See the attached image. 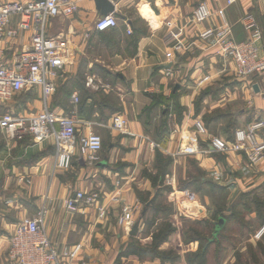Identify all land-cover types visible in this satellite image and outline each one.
Returning a JSON list of instances; mask_svg holds the SVG:
<instances>
[{
	"label": "crops",
	"instance_id": "1",
	"mask_svg": "<svg viewBox=\"0 0 264 264\" xmlns=\"http://www.w3.org/2000/svg\"><path fill=\"white\" fill-rule=\"evenodd\" d=\"M13 1L28 2L32 0H0L1 3ZM66 1L75 4L78 7L77 12L73 15L62 12L61 15L51 18L48 25L49 35L67 39L75 57L74 64L64 69L62 77L58 80L56 102L59 103L57 109L60 112L56 110V113L63 112L62 114H66V111L70 113L73 105H75L72 97L74 94H78L80 103L76 105L78 107L76 114L80 119L79 133L85 134L92 126L100 124V116L105 113L103 117H105L107 131L103 129L101 137L109 142L111 148L103 154L99 153L101 155H99L97 165L91 164L84 157H79L74 161L71 170L63 172L55 171L53 168V164L55 166V151H48L50 146H54L52 140L43 143L30 141L14 147V157L17 160L30 163L18 164L15 161L17 165L13 167L26 168L24 170L16 168L13 183L12 179H7L5 188L9 186L14 190L15 188L25 190L28 198L26 196L22 202H8V206L10 210L13 208L18 210L16 215L18 219L19 217H33L34 213L39 212L41 208H46L48 211L46 218L48 235L60 253L65 247L78 243L83 245L84 251L80 260L84 263L78 261L74 264H113L111 243L114 236H117V240L121 235L114 229L115 235L113 236L111 217L100 220L96 210L86 205H80L78 211L73 214L68 213L66 207V201L75 193H87L95 185H101L99 179L96 183L90 180L92 177L96 178L99 171L106 172L105 177L100 180L109 186L113 185L114 187L117 183H123V186H120L122 189L120 191L123 194L122 202L124 204L128 202L141 204L140 209L144 203L140 201L138 192L144 195L145 192L142 191L152 190L150 189L151 185L154 188L151 180L144 176L146 171H142V169L148 168L152 174L156 172L153 171V167H148L147 164L154 161L158 150L172 157V167L165 184L173 188L178 185L180 178L177 179L178 166L180 164L176 156H182L184 152L179 153L177 150L175 152L174 144L175 140L182 141L183 136L189 140L191 136H194L188 145L190 150L187 149L184 155L187 154L193 161L196 160L200 164H198L199 167L207 173L206 176L212 168H215L216 171H223L222 167L218 165L213 167L215 164L210 157L202 154L199 142L205 148L208 145L206 143L208 139L205 140L202 137L199 140L200 137L195 133L194 126L199 122L206 126L201 118L207 114L208 97L215 96L217 93V91L210 90L209 95L201 97L203 93L208 92L205 89L221 79L228 81L232 77L235 79L234 74H232L233 70L225 60L212 54V51L209 50V44L199 38L197 30L193 27L186 30L187 41L192 44L190 50L178 56L175 61H168L166 53L169 43L166 41L168 34L165 22L172 20L181 26H185L186 19L193 15L197 6L206 2L213 11V15L205 25H201L200 29L217 26L220 23L217 11L222 9L233 27L235 40L244 42L247 34L241 23V18L247 12L255 15L264 36V0H234L235 2L231 5L229 4L230 0H109L114 11L108 14H105L103 9L97 6L95 0ZM107 15L116 17L119 23L118 27L106 32L97 31L95 29L97 22ZM17 20L18 17L13 19L12 26L16 27ZM127 25L133 29L131 36L127 33ZM30 36L31 34L27 33L17 40L8 43L6 41L1 42L0 47L6 51V57L11 60L23 47L30 45ZM262 43L264 44V40ZM207 77L211 78L210 82L204 81ZM79 78H83L82 84L78 82ZM89 81H93V87ZM242 84L245 86L244 95L239 96L237 90L228 101L234 102L232 104L225 103L222 106H239L242 97H244L249 102V118L255 116V119H264V75L252 76L249 80L243 81ZM247 84L248 86L252 85L251 87L258 85L260 93L252 92ZM233 85L228 82L225 89ZM63 87L69 90L68 97L59 96ZM174 94H177L175 100L183 109V118L180 122H176L175 119L171 121L174 126L168 136V144L164 148L157 142L154 127L156 123H153L155 117L157 120L160 115L158 113L152 114L150 124H154L152 125V132L147 129V125H150L144 117V111L154 106L156 101L162 98L172 100ZM21 95L16 96L15 99ZM160 102L155 107L156 112L158 106H164ZM26 103L20 104L25 107ZM128 107L130 108L129 111ZM29 111L27 108L24 110L25 113H29ZM129 112L132 113L133 118L129 119ZM240 114L237 117L240 118ZM117 115H122L129 120V135H122L114 130V117ZM227 115L232 118L229 113ZM160 122L157 120V124ZM227 122H229L228 119L218 123L225 125ZM228 126L223 129L225 133H227ZM238 128L232 129L233 132L237 131ZM212 131L214 132V130ZM106 132L108 134H105ZM209 132H211L210 128ZM213 132H211L212 136L220 138L224 136L221 131H218L219 133ZM183 143L184 146L186 143ZM129 146L132 148L131 150L128 149ZM124 148L127 149L124 150ZM138 156L141 158H137ZM194 156L197 157L193 158ZM14 157L13 159L16 160ZM34 158L35 160H33ZM91 165L96 166L93 167L95 172L88 175L89 173H86L85 169ZM129 165L132 166V171H129ZM115 167H119V170ZM180 168L184 170L182 178L186 177L187 171L189 174H193L192 167L183 166ZM232 170L231 172H233ZM250 170L254 171L252 168ZM250 170L248 171L251 172ZM136 174H139L142 179L144 189L141 188L142 186H138L141 185L140 183L133 186L136 181ZM206 176L204 179L208 178ZM1 177L2 175H0V181L2 180ZM259 177L257 176V178ZM219 179L217 172L212 180L218 184ZM250 182L252 184L254 181ZM154 190L153 198H150V202H148L150 206L151 200L155 198L159 188ZM17 192L16 190L15 195H18ZM114 192L113 190L106 191L105 194L108 197L110 193L113 194ZM185 195L189 198L192 197L190 194ZM179 196L172 193L171 200L177 202L180 199ZM109 200L106 199L105 202L109 203ZM137 200H139L138 203ZM136 219H139V214ZM133 233L134 231L124 230L122 242L124 243L127 237ZM6 246V242L1 240L0 256L6 250ZM169 247L170 243L163 246L164 249Z\"/></svg>",
	"mask_w": 264,
	"mask_h": 264
},
{
	"label": "rangeland",
	"instance_id": "2",
	"mask_svg": "<svg viewBox=\"0 0 264 264\" xmlns=\"http://www.w3.org/2000/svg\"><path fill=\"white\" fill-rule=\"evenodd\" d=\"M205 4L207 3L205 2ZM208 7L210 8L209 5ZM218 11H217V16L219 15ZM212 15H213V11L211 10V17ZM192 16L186 19V25H185L186 30L193 27V25L189 24V21L191 20ZM211 17L208 19V21L211 19ZM226 20L227 22H229L227 18ZM207 22L203 23L202 26L205 25ZM169 24H174L176 29L185 27V26L179 25L175 21L168 20L165 22V28L167 30V34L170 31ZM208 27H214V26H208ZM198 28H201V25H199ZM232 31H233V27H232ZM132 34H133V29H132V33L131 34L128 33V35L131 36ZM263 40H264V36H263ZM166 41L168 42L167 38H166ZM169 46L170 45L167 44L168 49H169ZM212 54L214 56L222 58L220 57V55L218 56L213 51H212ZM180 55H183V54H180ZM262 55L264 56V47H263ZM166 57H167V53H166ZM175 59H178V56ZM222 59L225 60V62L228 63V65H231V69L233 70L232 74H234L235 79L233 77H232L233 79L228 77L230 78L229 81L227 79H221L218 82L214 83L211 86H208L205 89L207 91H210V90L217 91V93L215 94V96L208 97L209 106L207 107L208 108L207 114L204 116V118H201V119H203V121L205 122L206 120L205 117L207 116H209V119L211 118L213 119L214 117H217V115H222V114L225 115L226 117L223 116L219 121L215 120L214 123L210 124V127L208 126V128L203 123H196L194 126V130H195V133L200 137L199 140H201L202 137H204L205 140L208 139V141L206 142L208 145L205 146V148L201 144V142H199L200 150L202 154L203 155L206 154L208 155V157H210V159L213 161V164H215V166L213 167H217L218 165L219 167H222L224 172L223 171L221 172L220 170L216 171L215 168H212L209 170L208 176H206L207 173H205L204 170H202V168L199 167L200 164L197 163L196 160L193 161L192 158H189L187 156V154L186 156L184 155L185 151L188 149L189 142L194 139V136H191L190 140L189 138H185V136H183L182 138L184 140L183 139L182 141L175 140V144H174L175 152L176 150L179 153L184 152L182 156H176V159H178L179 161L178 163L180 164L178 166L177 179L180 177L178 181V185L173 188L172 186L164 184V187H169L171 190L169 191L162 190L163 192H159L160 190L159 189L157 195L155 196L156 198L158 197L157 205L161 209L160 211L161 214L159 215V219H156V217H153L155 207L153 211V208H151L150 203L142 204L141 209H140L141 204H135L133 202H128L124 204V202H122L121 200V198H123V194L120 191L122 190L120 186L121 185L123 186V183H120V184L117 183L113 187V185L109 186L107 183L101 181L100 179L102 177H105L104 175H106L105 174L106 172L104 171L103 172L99 171L98 172L99 174L96 176V178L92 177L90 179L91 181H94L95 183L99 179V182L101 183V185H97V186L95 185L93 188H90V190L87 193L80 192L85 195V198L80 200V202L77 204L76 211L74 212L78 211L80 205L81 206L86 205V206L93 207V209L96 210V213L99 215L100 220H106L109 216L111 217L110 222H111V226L113 229V236L115 235L114 229H116L118 234L121 235V237L117 238V240H116L117 236H114L113 242L111 243L112 251H113L111 255L113 264H199V260L196 254L198 253V249H200V245L198 242L197 243L193 242L194 240L193 236L194 237L196 236V232H200L206 235V237H208L209 239H212V241H216L215 244H213L210 247L211 251H209V255H208L209 259L207 260V264H235L237 262L238 257H241L243 262L255 261L258 264H264V255H263L264 254V231L263 232L261 231L264 228V223L261 224L258 221L259 216L257 215V210L260 211V209L264 207V163L253 165L250 163V161L245 156V154L241 153L240 151H232L229 153L213 152L212 151L213 145L212 143H210L212 138H219L226 143H234L235 135L234 137H229L231 136L232 132L228 134V133H225V131L223 130L227 125L236 124V126L239 127L238 130H242V128L247 127V125L255 121L264 120V119H261V118L255 119V116L249 118L250 116V112L248 109L249 102L245 100L244 97H242V102L239 106H234V107L231 105H228L225 107L222 106L225 103L232 104L234 102L232 100L230 102L228 101L231 99L233 94L237 92V90H238L239 96L240 95L243 96L245 86L242 84V82L245 80H249L252 77L251 76L247 79H242L238 77L235 72L236 65L233 62V59L232 58H228V59L222 58ZM168 61L170 60L168 59ZM262 75H264V73ZM187 80L188 79L186 78V81ZM208 81L209 82L211 81L210 77H208ZM228 82L234 84L233 85L234 87L233 86L226 87L225 89V86ZM91 85H92L91 87L94 86L93 81ZM251 86H248L247 84V87L251 88L252 89L251 91L253 92L254 87H251ZM99 88L102 89V87L100 86ZM100 96L102 97V95ZM57 97H58V94L56 90L53 97L49 101L50 110L54 114L59 115L61 117H64V116L75 117L79 122L78 123V126H79L80 119L78 118L76 114L78 112L77 111L78 107L76 106L78 103L77 104L74 103L75 105H73L70 113L66 111L65 112L66 114H62L63 112L58 114L56 113V110H59L57 109V102H56ZM22 102H27L25 107L20 104ZM158 107L159 108L157 109V112L155 111V113H158L160 115V118L157 120L160 122L162 119H164V117H166L168 121V128L171 132V128H173L174 126V124L171 121L175 119L176 122H180L181 119L183 118V109L179 107L178 110L176 111L175 109H173V106L168 107L166 103H164V106H158ZM25 108L30 110L29 113L24 112ZM43 109H44V100H43L42 91L40 87H36L32 89L31 91L25 92L17 99H13L10 102L3 103L2 106H0V116L8 112L14 113V114H17L23 117L32 116V115L37 116L39 115V113L43 111ZM129 109L130 108L128 107V111ZM240 109H241V112H240ZM198 111H200V109H198ZM228 113L229 115H232V118H230L227 115ZM104 114L100 116L101 117L100 124L92 126L90 129L87 130L86 134H88L89 132H92L94 134H98L102 136L101 134H102L103 129L106 130V127H105L106 123L104 121L105 117H103ZM196 114L198 113L196 112ZM239 114H240V118L237 117V115ZM116 117H123V116L117 115L114 117V120ZM128 117L129 119L133 118L131 112H129ZM144 117L146 119V116ZM123 118L127 119L125 117ZM227 119L229 122H227L225 125L224 123H220V124L218 123L221 120H227ZM157 120L155 117V120H153V123L157 124ZM146 121L148 123L149 120L146 119ZM128 123H129V120H128ZM153 123L152 125H154ZM160 123H158L157 125L155 124L154 127L156 128V126L160 125ZM199 124L205 129V131H207L206 134L203 135L197 132L196 128L198 127ZM152 125L150 126L147 125L148 131L153 132ZM209 128L211 129V132H213L212 130H214L213 133H219L220 131L223 132L224 133L223 138L225 139L212 136L213 134L209 132ZM114 130H116L115 125H114ZM105 134H108V132H106ZM122 135H129V134H122ZM30 141L32 140L26 139L20 142L9 141L7 137L5 136V134L0 130V175H2L1 177L2 180L0 181V200L2 202L0 204V241L3 240L7 244V246L5 247L6 250L0 256V264H20V260L18 261L11 260L9 256V251H11L13 239L18 231L19 226L27 218H20V217L19 219L16 218V215L18 214L17 213L18 210H16L15 208L10 210L8 206V202L9 203H13L16 201L22 202L23 201L22 199L25 198L27 194L25 190H22V189L15 188L14 190V188H10L9 186L5 188V181L7 179H10V180L12 179V183H13V178L15 177L16 168L21 169V170H24V168H26V167H13V166H16L17 163L18 164H24L26 162L30 163L24 160H17V158L14 157V149H15L14 147L20 146L24 144L25 142H30ZM168 141H167V144H168ZM183 142L186 143L184 146H183L184 144ZM167 144L164 145L163 147L166 148ZM55 147L56 146L54 145L48 148V151H52V152L55 151L54 152V162H55V153H56ZM110 148L111 147L109 145V142L105 139L103 150H101L99 153L103 154ZM125 149L127 148H124V150ZM128 149L131 150L132 148L129 146ZM188 150H190V148ZM99 153L96 155V157H94L95 159L93 160H91L90 157L87 155L84 156L80 154V157H84L91 164L97 165V163L99 162V158H100L99 155H101ZM13 157L16 160H14ZM196 157L197 156H194L193 158H196ZM137 158H141V157L138 156ZM169 158L172 159V157H169ZM33 160H35V158ZM185 160L186 162H184ZM155 161H156V155H155L154 161H151L150 163L148 162L147 164L148 167H153V171L155 170L154 168L156 165ZM129 166H130L129 171H132V166L131 165ZM183 166L187 168L192 167L193 175H198L195 169L196 167H198L199 170H202L203 177L205 176L208 177L206 179L207 181H205L207 185L201 184V181L196 182L195 179H191V177H188V174H189L188 171H187L186 177L182 178L184 170L181 169L180 167H183ZM54 167L55 166L53 164V168ZM93 167H96V166L91 165L89 166V168L85 169L86 173H89L88 175H91L92 173L95 172L94 170L95 168ZM140 167H142V165H140ZM171 167L172 165L169 167V171L171 170ZM249 167L252 168L254 171L250 170ZM115 168L119 170V167H115ZM143 170L146 171L148 174L151 171V170L148 171V168H143L142 171ZM231 170L233 172H231ZM248 170H250L251 172H249ZM67 171H63V172H67ZM217 172L220 178L218 184L215 183L214 180H212L213 176L215 177ZM155 173L153 175H155ZM257 176H260V177L257 178ZM135 177H136V181L134 182L133 186L138 185L140 183L141 185H138V186L141 187L143 185V181L139 177V174L138 175L136 174ZM167 177L168 175L165 177V181ZM24 180L28 181L27 179H24ZM250 181H254V182L251 184ZM141 188L144 189L143 186ZM156 188L157 187L153 188L151 185L150 189L152 190H146L142 192L143 193L145 192L146 195L147 194L151 195L150 198L152 199L153 192L155 191L154 189ZM131 189H133V187H131ZM16 190L18 191L17 192L18 195H15ZM111 190L115 192L113 194L110 193V195L107 197L105 194L106 191L110 192ZM251 192H254L257 195L258 197L256 198L257 200L255 199L253 201L252 198H250L249 194ZM172 193H175V195L176 194L180 195L179 201L175 202L171 200ZM76 194L77 193H75V195ZM185 194H190V196L192 197L189 198V196H186ZM75 195L72 196L71 198H74ZM106 199H110L109 200L110 202L106 203L105 202ZM138 202L139 200H137V203ZM256 202H259V204H256ZM67 211L70 214L74 213L69 208H67ZM37 213L38 211L34 213V216L37 215ZM126 214L128 215L131 214V217L129 219H125L124 221H121V218L123 217V215H126ZM138 214H139V219H136ZM28 218H32V217H28ZM204 221L206 223H203ZM250 224L251 226L252 225L253 226L251 227ZM161 227L165 228L164 229L165 231H167V229H170V231L172 232V235L170 236L169 240L161 246L162 250H167V251L172 250L173 251V254L170 256L169 260H167L166 262H162L157 257L156 259L152 257L153 254H150L151 256L146 257L145 260H140L136 256H130L129 258H123L120 263L117 262V259H118V256L120 254L122 247L125 246L127 243H129L132 238H136L138 241H140V243L143 246H148L152 242V237H151L152 233H154L157 229ZM219 227L222 228L223 234L216 237L218 235L217 231L219 230ZM124 230L134 231V233L131 236L129 235L127 237V240L124 241L123 243L122 234H124ZM167 243H170V247L167 249H164L163 246ZM78 245H81L80 246L81 248L76 255H73L76 249L75 247H77ZM260 248L263 250V254L261 253ZM18 249H20V247ZM66 250L69 251L67 255H65ZM83 251H84V247L81 243L75 244L73 246L65 247L64 250L60 254V258L62 259L60 260L61 264L63 263V261H64V264H74L78 261H81L80 257L82 256ZM173 258H176V259L172 260ZM110 259L111 257L109 255V260ZM81 262L84 263L83 261Z\"/></svg>",
	"mask_w": 264,
	"mask_h": 264
},
{
	"label": "built area",
	"instance_id": "3",
	"mask_svg": "<svg viewBox=\"0 0 264 264\" xmlns=\"http://www.w3.org/2000/svg\"><path fill=\"white\" fill-rule=\"evenodd\" d=\"M234 2L230 0L229 4ZM77 10L75 4L66 0L0 2V43L5 41L8 43L27 33L31 34L30 45L23 47L11 60L0 47V106L36 87H40L44 100V109L37 116L23 117L9 112L0 116V130L13 142L30 139L35 143H43L52 140L56 146L55 171L71 169L80 154L89 156L91 160L95 159L104 145L103 138L98 134L92 132L80 134L79 122L75 117H61L50 110L49 101L57 90L58 80L62 77L63 70L74 64L75 57L67 39L49 35L48 25L51 18L61 15L62 12L73 15ZM218 13L220 23L201 30L198 26L211 17L208 5L201 3L195 9L189 24L197 30L199 38L209 44V50L224 59H233L238 77L247 79L253 75H262L263 31L256 17L250 12L244 14L241 23L247 33V39L244 42H237L232 27L226 20L225 11L221 9ZM17 17L14 27L13 19ZM118 25L114 15H107L97 22L95 29L106 32L117 28ZM169 29L167 39L170 46L167 58L175 61L177 56L188 52L192 44L187 41L186 26L176 29L174 24H169ZM127 33H132L130 25H127ZM206 80L208 77L204 79ZM89 84L92 82L89 81ZM72 99L73 103H79L78 94H74ZM114 125L118 132L130 134L127 119L116 117ZM196 130L203 135L207 132L200 124ZM210 143L213 145V152L240 151L251 164H262L264 120L255 121L242 130H237L234 143H226L219 138H212ZM84 198L85 195L79 192L66 202V207L74 212L77 204ZM47 214V209L41 208L37 215L25 219L19 226L9 251L11 260H20V264H61V253L52 243L46 228ZM130 217L131 214L123 215L121 221ZM261 231L263 232L264 228ZM80 246L74 248L73 255L79 252ZM68 252L66 250L65 255Z\"/></svg>",
	"mask_w": 264,
	"mask_h": 264
},
{
	"label": "trees",
	"instance_id": "4",
	"mask_svg": "<svg viewBox=\"0 0 264 264\" xmlns=\"http://www.w3.org/2000/svg\"><path fill=\"white\" fill-rule=\"evenodd\" d=\"M78 80H79L78 82H80L82 84L81 81H83V78H79ZM209 94H210V91L205 92V93H203V95L201 97H204L205 95L207 96ZM59 96L60 97L61 96L68 97L69 96V90H67L66 88L63 87L59 92ZM176 96H177V94H174L172 96L173 103H172V100H169L167 98H162L159 101H161L163 104L166 103L168 107L173 106V109H175L177 111L178 108L180 107V105L175 100ZM159 101H156V104L154 106L149 107L144 111V116H146V119L149 120L148 121L149 125L151 124L152 114L155 113V107H156L157 103H159ZM57 104H59V103L57 102ZM102 113H104V111H102ZM223 116H225V115H223V114L217 115V117H214L213 119L212 118L209 119V116L205 117V119H206L205 122L207 124L206 127L208 128V126H210V124L214 123L215 120L219 121ZM167 128H168V121H167L166 117H164V119L161 120L160 125H158L155 128V134L157 137V142L162 147L167 144L168 136L170 134L169 133L170 130H169V128L168 129ZM236 128H237L236 124L229 125L227 127L226 132L228 134H230V132H232L231 136H229V137H234L235 132H233V130H235ZM155 162H156V165H155L156 173H155V175L150 174V173L148 174L147 172H145L144 176H147L151 180L154 187H158L160 189L159 192H163L162 190H164V191L171 190L169 187H164V184H165L164 181H165V177L169 173V167L172 165V159L167 157L162 151L158 150L156 153V161ZM195 169H196L198 175L189 174L190 175L189 177H191V179H195L196 182L201 181V184H206L205 181H207V180L204 179L202 170H199L198 167H196ZM249 195L253 201L256 198H258L254 192H251ZM150 196L151 195H148V194L142 195L141 192H138V197H139L140 201H142V203H144V204H147L148 202H150ZM157 200H158V197L157 198L155 197L152 200L151 208H153V211H154V207H155L153 217H156V219H159V215L161 214L160 213L161 209L157 205ZM256 204H259V202H256ZM257 215L259 216L258 221L261 224L264 223V207L262 209H260V211L257 210ZM203 223H206V222L204 221ZM207 225H209V224H207ZM250 226H251V224H250ZM164 229L165 228L161 227V228L157 229L154 233H152V236H151L152 242L148 246H143L140 243V241H138L136 238H132L129 243H127L125 246L122 247L120 254L118 256L117 262L120 263L123 258H129L130 256H136L140 260H145L146 257L151 256L150 254H153L152 257H154L155 259L157 257L162 262H166L167 260H169L170 256L173 254V251L172 250H170V251L162 250L161 246L169 240L170 236L172 235V232L170 231V229H167V231H165ZM217 232H218V235L216 237L223 234L222 228L219 227V230ZM193 238H194L193 242H198L200 245V249H198V253L196 254V256L199 260V264H205V262L207 264V260L209 259V257H208L209 251H211L210 247L213 244H215L216 241H212V239H209L208 237H206V235H204L200 232H196V236L195 237L193 236ZM261 253L263 254L262 249H261ZM175 259L176 258H173L172 260H175ZM235 264H258V263L255 261L243 262L242 258L238 257L237 262Z\"/></svg>",
	"mask_w": 264,
	"mask_h": 264
},
{
	"label": "water",
	"instance_id": "5",
	"mask_svg": "<svg viewBox=\"0 0 264 264\" xmlns=\"http://www.w3.org/2000/svg\"><path fill=\"white\" fill-rule=\"evenodd\" d=\"M96 4L98 7H101L103 9V11L105 12V14H108L110 12L114 11V7L111 4V2L109 0H95ZM254 91L256 93L260 92V88L258 85L254 86Z\"/></svg>",
	"mask_w": 264,
	"mask_h": 264
}]
</instances>
